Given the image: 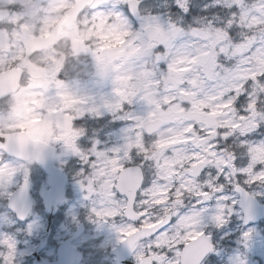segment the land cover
Wrapping results in <instances>:
<instances>
[{"label": "snow or ice", "instance_id": "6c2138e0", "mask_svg": "<svg viewBox=\"0 0 264 264\" xmlns=\"http://www.w3.org/2000/svg\"><path fill=\"white\" fill-rule=\"evenodd\" d=\"M150 3L151 0H142V2H139V0H110L108 8L116 15H124L141 22L159 20V16L145 15L147 9L144 8V5ZM99 7L103 8L104 5L101 4ZM186 7L183 0H175V13H179L181 9L186 10ZM231 12L232 17L228 19L227 24L231 34L235 36V29L232 26L236 23L243 26L245 18L241 13L237 15L235 5H231ZM127 34L125 33V35ZM227 37L228 32H224L222 39ZM117 43L122 45L124 41L118 39ZM261 45H264V35L259 37L249 35L245 37L243 42L236 44L235 48L239 51L247 47L249 51H255ZM104 47L112 46L105 45ZM160 51L163 52V49ZM217 51L226 54L228 49L218 48ZM93 55L98 62L102 59L96 53H93ZM202 55L205 57L211 55L213 59L201 61L197 56H185L169 65V70L177 73L179 77L175 84L177 95L164 97L163 110H167L169 105H176L177 111H184L189 106L197 108L203 105V101H197L196 99L179 100L178 98L197 97L200 94L198 89H202L205 82L213 90L219 92L218 95L210 97L213 101H218L212 109L213 114H222L223 111L233 106L240 109L246 102L247 110L257 107V93L264 95V83H261L264 80V73H251L249 76L244 77L246 83L225 89L222 84L217 83L220 73L216 69L222 66L215 63L214 54L204 52ZM194 66L196 67L194 68ZM223 71L229 72L231 70L223 69ZM61 75V72L57 73V86L63 89L60 92V96L64 98L62 109L67 110L69 115L65 117V131L53 137V139L60 142L67 152L79 156L85 164L93 169L90 175H86L80 181V184L82 188H86L89 196L99 190L100 195L103 197L101 207L92 209L94 215L100 220L117 215L128 219L127 225L118 228L117 232L119 242L126 243L129 249L133 251L137 264H219L217 256L214 255V250L216 247L215 240L219 238L220 233L208 229L209 223H214L221 232L227 231L225 225L228 224L227 218L231 215L233 209L228 202V198L219 195L225 189L224 180L227 179L228 182H231L233 178L238 179L241 174H245L250 177L249 182L251 180L264 181V165L238 160L234 150H232V163L229 164L228 159L224 158L223 155L229 151L228 146L233 143V137L227 134V128L221 126L214 132L212 126L205 127L202 122L189 123L183 128L181 139L173 138L157 141L156 147L166 146L169 152L175 153L182 151L183 145L199 139L202 142L206 141L203 148L184 152L187 163H184L182 159L180 163L183 164V167L178 164L174 168L175 175L183 172V176H180L179 181L174 179L171 185L163 188L151 181L149 186L146 169L154 163V160L149 158L148 147L151 137L157 130L150 123H147L144 118L134 116L131 113H124L123 116H120L121 119H131L134 123L125 130L123 145L112 149L111 154L97 151L96 143L98 142H94L90 149L84 150L79 146L81 139L78 141L79 137L85 135V129L78 127V121L81 118H86L89 113L99 116L102 109L118 115L123 112L126 104L133 103V94L127 92L125 87L120 86H127L129 77L116 76L113 83L117 86L112 88L110 97L103 99L97 105L89 97L74 96L68 90L64 81L60 79ZM101 75H106V70ZM249 97L251 98L249 99ZM142 99L150 104H156L157 109L161 108L156 101L151 100L148 96H144ZM36 103L43 105V101H36ZM247 110L241 112V118L246 115ZM154 115L155 113L150 114V116ZM39 121L40 116H35L33 122L38 123ZM73 121L75 122L73 123ZM4 127L8 128L7 125ZM243 139L244 137H241V140ZM9 142L8 131L0 132V154H10L16 157L20 163L18 166L12 165L5 162L3 157L0 156V178L11 183V178L17 171H24L25 183L20 189L22 195L27 187V169L24 162H31L33 157L25 156L23 152L12 153ZM43 142L47 143L48 141ZM248 152L254 162L258 153H264V144L248 147ZM136 157H140V159L136 160L134 167L126 166L125 161H132ZM34 158L40 159V156ZM245 163L246 166H240L245 165ZM206 177L210 179H206ZM189 182H191L192 187H189ZM193 188H199L194 197L198 203L211 200L213 198L212 193L221 196L225 203H217L215 210L212 212L201 207L191 211L187 216L181 213L169 216L166 222L164 220H148L147 203L141 200L142 196L147 199L146 194L167 195L169 202L176 197H180L183 204L187 201L190 207L192 201L189 203L188 200L184 199V196ZM7 195L10 198L13 197L12 193H7ZM121 195L125 196L123 202L118 201V196ZM154 203L156 206H160L165 202L156 199ZM138 204L139 210L137 208ZM11 207L19 211L21 218H23L24 212L17 209L14 198ZM205 213H212L208 217L209 222L203 220ZM194 217L199 219H193ZM172 225L176 226L175 232L170 230ZM0 244L6 245L9 249L8 254L4 256V264H11L15 251L14 244L8 238L0 240Z\"/></svg>", "mask_w": 264, "mask_h": 264}, {"label": "clouds", "instance_id": "9594fccd", "mask_svg": "<svg viewBox=\"0 0 264 264\" xmlns=\"http://www.w3.org/2000/svg\"><path fill=\"white\" fill-rule=\"evenodd\" d=\"M58 2L67 4L65 11L52 12L53 0H16L13 8L19 16V22L34 25L37 32L42 26L41 21L49 15L61 18L62 23L74 21L75 27L79 30V35L86 41L90 49L89 55L83 59L92 65L91 68H82L79 72L85 74L93 72L100 80L107 81L111 88L117 86L113 83L116 76L129 77L127 86H120L125 87L127 92L133 94L132 104L142 102L136 105L141 110L140 117L157 130L149 141V158L154 160V163L146 169L148 180L163 188L171 185L174 179L179 181L180 176H183V172L175 175L174 168L178 164L183 167V164L180 163L182 159L184 163H187L184 152L203 148L206 141L202 142L195 139L192 143L183 145L182 151L175 153L169 152L166 146L156 147V142L173 138L181 139L183 128L189 123L202 122L205 127L212 126L214 132L221 126L227 128V134L233 137L232 145L228 146L229 151L223 154L224 158L228 159L229 164L232 163L233 145L239 147L243 143L241 137L259 135L261 136L260 144H264V103L247 110L243 118H241V111L234 106L223 111L222 114H213L212 109L218 101H213L210 97L218 95L219 92L213 90L207 82L202 89H198L200 94L197 97L178 98L179 100L196 99L203 101V105L197 108L189 106L184 111H177L176 105H169L167 110H163L164 97L177 95L175 84L179 77L177 73L169 70V65L174 64L181 57L197 56L201 61H205L212 60L213 57L211 55L203 56L204 52L214 54L215 63L222 66L216 69L220 73L217 83L222 84L225 89L246 83L244 77L251 73H264V45L257 47L255 51H249L247 47L239 51L236 50L235 45L240 42L237 41L236 35L231 34L228 24L225 23L229 19L231 9L220 8L219 12L223 14L224 20L217 19L214 22L211 19L206 21L202 19L199 23L193 24L186 19L189 15V6L192 5L193 0H183L187 6L186 10L181 9L179 13H173L171 17L138 22L134 18L130 19L112 12L108 8L110 0H58ZM219 2L220 0H216V3ZM225 2L229 5H235L239 13L244 15L243 28L247 30L249 35L257 37L264 35V0H259L258 4H248L246 0H225ZM5 3L6 0H0V6ZM101 4L104 5L103 8L99 7ZM151 7V4L144 5L145 9ZM3 16L4 14L0 13V17ZM177 17L180 19L177 20ZM53 23L55 22L53 21ZM2 27L9 28L10 26L4 24ZM53 30L55 31V29ZM13 31H17L19 34L10 36L8 32L0 30V89H3L5 93L3 100L0 101V118L6 124L25 122L37 113L44 111L38 107L37 103L33 102L37 99L36 97L30 96L23 89L16 92L10 90L8 69L20 66V63H14L11 57L19 54V42L23 40L27 44L30 35L28 32H21L19 24L15 26ZM224 32H228V37L222 39ZM125 33L128 34L125 35ZM118 39L123 40L124 43L118 44ZM105 45L112 47H104ZM62 48L63 42L57 45V50ZM218 48H227L228 51L226 54H221L217 51ZM161 49L163 52L160 51ZM92 53H96L102 59L99 62L96 59L94 61ZM40 55L41 53H36L32 59L38 60ZM46 55H52V52H48ZM223 69H230L231 71L224 72ZM105 70L106 75H101V73H105ZM27 80V72H24L20 77L21 85H26ZM29 91L39 92L41 90L30 89ZM144 96L156 101L161 108L157 109L156 104H150L143 100L142 97ZM13 97H15L14 100ZM253 98L255 99V97ZM9 101L12 103L10 104ZM151 113H155V115L150 116ZM47 119L49 117L45 115V120ZM36 127H41V125ZM4 131L7 129L5 128ZM15 134L18 135L19 132L17 131ZM248 147L251 145H248L246 151L241 155H248L251 164L264 165V153H258L257 159L253 162ZM189 187H192L191 182H189ZM197 191L199 188H193L184 196V199L191 203ZM146 195L147 199L142 196L141 200L147 203L148 220L155 219L166 222L169 216H175L177 213L187 216L191 212L186 210L188 205L183 204L180 197L169 202L167 195ZM212 196L216 198L217 203H225L221 196H217L216 193H212ZM156 199L163 200L165 203L156 206L154 203ZM137 208L139 210V204ZM211 214H204V222H209L208 217ZM193 219L199 218L194 217ZM216 229L214 223H209V231ZM170 230L175 232L176 226H170Z\"/></svg>", "mask_w": 264, "mask_h": 264}, {"label": "rangeland", "instance_id": "374dc122", "mask_svg": "<svg viewBox=\"0 0 264 264\" xmlns=\"http://www.w3.org/2000/svg\"><path fill=\"white\" fill-rule=\"evenodd\" d=\"M16 0H6V3L0 6V13L4 16L0 17V30L8 32L10 36H17L19 33L13 31L15 26L19 24L21 32L30 33L26 44L21 40L20 51L17 56H12L11 59L14 63L19 62L24 72H27L28 80L26 85H21V89L27 92L30 96H34L36 101H43V105H38L44 109L42 113H37L35 116H40V121L34 123L32 116L25 122L5 123L0 118V132H3L5 125L8 126V132H15L20 130L27 131L32 137L42 141L47 140V143L57 144L59 146V155L55 159L56 166L60 167L66 164L68 156H75L76 160L80 157L67 152L60 142L53 139V137L60 135L65 131L64 121L65 117L69 115L67 110L62 109L64 98L60 96L63 89L57 86V73L61 72L60 79L67 85L68 90L76 97H89L92 102L99 105L103 99L109 98L112 92L111 85L107 81H102L96 77L93 72H79L82 68H91L86 59L83 57L88 56L90 49L86 41L79 35L78 28L74 25L68 26L66 22L62 23L61 18L49 15L41 21L39 32L36 31L34 25H29L19 22V16L14 11L13 5ZM248 4H258L259 0H246ZM151 8L147 9L145 15L151 14L159 16L160 18L171 17L175 13L174 0H151ZM207 5V7H205ZM67 4H62L58 0H53L51 11L60 13L65 11ZM224 8L225 10L231 9V5L227 4L225 0H193L192 5L189 6V15L186 19L195 24L199 23L202 19H211L214 22L224 20L223 14L218 9ZM237 15L239 11L237 10ZM232 17V12L229 11V19ZM180 18L177 17V20ZM53 21L55 23H53ZM227 23V21H225ZM4 24L9 25V28H3ZM235 29V35L238 42H243L246 36L249 35L246 29L239 23L232 26ZM55 29V31L53 30ZM63 42V48L57 50V45ZM26 49V50H25ZM86 49V50H85ZM52 52V55L46 53ZM36 53H41L38 60H33L32 57ZM97 55V54H96ZM93 60L95 56L92 53ZM71 69V71H69ZM79 72V75L77 73ZM264 83V80L261 81ZM30 89H39V92H31ZM19 90V91H20ZM251 97H249L250 99ZM257 106L264 103V95L257 93ZM15 97H13V100ZM59 102V103H58ZM11 104L12 101H9ZM126 104L123 112L114 115L107 110H101L99 116H94L91 113L86 118H81L78 121V127L85 129V135L79 137V146L81 149H90L94 142L96 143L97 151H103L111 154V150L121 147L125 142V130L129 128L134 121L129 119H121L124 113H131L134 116H140L141 110L137 108V104ZM47 105V107H45ZM75 107V106H74ZM56 109V110H53ZM241 112L247 110V102L239 109ZM45 115L49 119L45 120ZM102 121V122H97ZM75 121H73L74 123ZM41 125V127H36ZM243 143L239 147L233 145V150L237 154L238 160L245 162L249 161V156H242L241 153L245 152L248 145L259 146L261 136L250 135L244 137ZM5 162L18 166L19 161L10 159L3 154H0ZM140 157L134 158L132 161H125V164L135 163ZM83 162V161H82ZM142 162V161H141ZM27 169V179L32 181V195L35 198V208L31 217L24 223H17L14 217L7 209V193H12L20 182L25 179L24 171H17L11 178V183L6 179L0 178V240L8 238L15 246V251L11 264H19L22 255L21 246L36 237L38 231L43 234L46 227V215L42 212V207L39 205L38 194L46 190V177L41 170L33 167L31 163H24ZM85 175H90L93 169L85 164ZM74 164L73 171L70 172L71 176H79L82 171L76 168ZM240 166H246L240 165ZM214 171V170H213ZM75 176V177H76ZM206 179H210L206 177ZM81 180V181H82ZM243 187L247 192L256 199L264 202V183L259 181H250V177L241 174L240 178L228 182L224 180L226 188L219 195L228 198V202L232 205V213L227 218L228 224L226 232H221L219 228L215 231L220 233L216 241H220L224 247L222 250L224 254L220 253L218 259L219 264H264V223L254 226H242V214L237 208V195L233 192L232 188L228 189L227 186L233 184ZM219 182V181H214ZM71 184L70 190L66 193L63 204L60 207L59 213L54 219L51 228V235L48 246L44 251L45 256H52L55 252V246L59 244L65 237L72 236L78 224L85 226V232L75 242V246L80 248L84 254L83 264H101L103 260L108 257L110 249L114 248L119 242L117 229L127 225L121 215L107 218L105 220L98 219L92 212L93 208L101 207L103 197L100 195L99 190L94 192L91 196L86 188H82L80 182ZM151 180H149V186ZM119 202H123V198H118ZM217 200L213 197L209 201L198 203L195 198H192L190 211L197 208H205L209 212L214 211ZM9 249L6 245L0 244V264H4V256L8 254ZM131 258L136 259L134 253ZM217 256V255H216Z\"/></svg>", "mask_w": 264, "mask_h": 264}, {"label": "water", "instance_id": "95a60500", "mask_svg": "<svg viewBox=\"0 0 264 264\" xmlns=\"http://www.w3.org/2000/svg\"><path fill=\"white\" fill-rule=\"evenodd\" d=\"M9 87L10 90L16 92L19 87L20 77L22 70L10 69ZM5 95L3 89H0V98ZM10 137L9 147L12 153L23 152L25 156L33 157L32 160L40 165L44 172L48 175L47 185L49 190L40 195L43 201V207L48 214V221L50 222L52 216L57 211V206L62 202L63 188L65 184V178L60 170L55 169L52 165V159L54 156V150L47 147L39 141L32 140L25 132H19V134H8ZM8 157H16L5 154ZM40 156V159L34 157ZM23 181L20 186L13 192V197L8 199L7 208L19 221H24L31 211V202L29 199V182L27 181V187L23 194H20V189L24 186ZM239 189V190H238ZM236 193L239 197L237 207L243 214V226L249 224H255L264 218V207L260 206L252 197L247 195L239 187L236 188ZM13 198L16 201L17 209L24 212L23 218H21L19 211L14 210L11 207ZM126 218V217H125ZM127 219V218H126ZM80 231V230H79ZM79 233V232H78ZM78 235V234H77ZM76 235V236H77ZM45 238L40 242L37 247V251L43 247ZM130 249L126 243H120L117 248L111 251V254L116 255V259L113 264H133L127 260V255ZM81 261V254L75 250L70 249L66 244H62L57 250V260L55 262H46L38 260L34 264H79Z\"/></svg>", "mask_w": 264, "mask_h": 264}, {"label": "flooded vegetation", "instance_id": "af4514ba", "mask_svg": "<svg viewBox=\"0 0 264 264\" xmlns=\"http://www.w3.org/2000/svg\"><path fill=\"white\" fill-rule=\"evenodd\" d=\"M68 25H72V24H68ZM2 100L3 99H0V101H2ZM47 144H49L50 146H52L55 149V159H56L57 156L59 155V146L57 144H51V143H47ZM67 159H69V160H67L66 164L59 167L63 171V174L66 177L65 191H68V188L69 189L71 188V184H74L73 181L75 183H78V182H80L82 180L83 176L85 175L84 165L81 164V163H83L81 159L76 160L75 156H68ZM28 163H32L33 167H36L37 169L40 170V168L37 165H35L32 161L28 162ZM74 164H77L76 168H78L79 171H82V173H80L79 176H76L77 175L76 174L75 175L76 177L70 175V172L73 171V169H74ZM135 164H136V162L135 163L126 164V166L134 167ZM54 165L56 166V164H54ZM30 182H31V184H30V198H31V200L33 202H35L36 200L33 197V195L31 194L32 191L34 190V189H32V181L30 180ZM236 186H237L236 183L233 181V184L230 185V187L229 186H227V187H228V189L232 188L233 192L235 193V187ZM38 202H39V200H38ZM262 222H264V220ZM79 225L82 226V231H81V233L79 235V237H81L86 229H85V226L83 224H78V226ZM50 226L51 227H49V229H48V235H47V238H46L45 245H44L43 249L40 250L36 255H35L36 247L39 244V242L44 238L45 232H47V228H45L43 234L41 233L42 232L41 230L38 231V234H37L36 237L32 238V240L29 241V243L25 242V244L23 246H21V249H22L23 252H22V255L20 256L21 261H20L19 264H34V262L37 259L46 260V261H54L56 259V252H57V249H58L59 245L61 243H63V242H67V241H69L68 244H69V246L71 248H77L82 253V261H81L80 264H83V261H84L83 251L80 248L75 246V242L79 239V237H75V235H74L76 230L73 232L72 236L65 237L59 244H57L55 246V249H54L55 252L53 253L52 256H45L44 251L46 250V247L48 246V242H49L50 235H51V228L53 226V223ZM215 246L216 247H215V250H214V255H217V258H218L220 253L224 254V251L222 250L224 247L222 246V243L220 244V241H216V240H215ZM110 250L108 252L107 259L103 260V262L101 264H112V262L114 260V256L110 255ZM132 253H133V251L130 252L129 259L132 262H137L136 259L131 258L132 257L131 254Z\"/></svg>", "mask_w": 264, "mask_h": 264}]
</instances>
